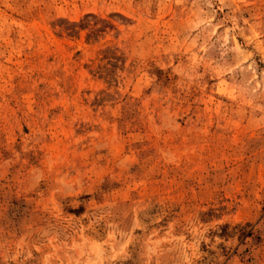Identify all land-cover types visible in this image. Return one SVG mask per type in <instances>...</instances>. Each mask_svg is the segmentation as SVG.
<instances>
[{"label":"rangeland","instance_id":"374dc122","mask_svg":"<svg viewBox=\"0 0 264 264\" xmlns=\"http://www.w3.org/2000/svg\"><path fill=\"white\" fill-rule=\"evenodd\" d=\"M0 264H264V0H0Z\"/></svg>","mask_w":264,"mask_h":264}]
</instances>
